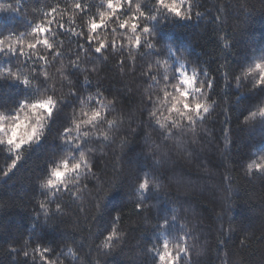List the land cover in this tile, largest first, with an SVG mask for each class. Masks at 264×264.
Returning a JSON list of instances; mask_svg holds the SVG:
<instances>
[{"label":"trees","instance_id":"1","mask_svg":"<svg viewBox=\"0 0 264 264\" xmlns=\"http://www.w3.org/2000/svg\"><path fill=\"white\" fill-rule=\"evenodd\" d=\"M82 2L88 6L87 15L73 14L74 0H21L20 15L0 13V33L24 31L27 20L40 18L36 9L59 4L65 14L57 17V23L84 33L81 38L57 29L52 39L62 53L60 57L53 58L47 49L38 47V55H45L49 61L45 68L47 81L39 72L31 73L33 66L39 68L32 60L0 56V66L12 64L14 70L32 76L41 91L58 100H69L62 102L49 118L41 140L24 146L22 158L6 176L3 171L12 156L0 150V264H40L39 255L33 252L37 244L53 249L48 258L57 264H151L145 250L160 241L153 225L162 217H170L173 209L179 219L175 225L169 224V234L179 236L185 224L195 237L189 241L193 245L191 264H264V177L247 176L244 171L246 162L264 153V123L254 127L240 123L251 106L264 99V89L248 92L249 82L242 80L238 89L235 81L240 68L264 56V0H194L192 20L169 16L155 22L156 37L150 39L157 47H141L131 57L126 49L111 47L113 28L116 33L126 31L120 30L113 19L111 28L98 29L96 34L105 33L101 39L109 44L99 60V54L93 51L96 45H87L86 21L89 16L98 17L101 0ZM0 4L16 6L15 0H0ZM153 6L154 0L142 3L145 11ZM184 7L189 9V3ZM196 12L203 15L197 18ZM131 13L132 9L125 5L120 18ZM222 36H227V46ZM168 44L187 59L186 68L196 65L205 83L204 71L214 78L208 99H215L216 104L195 134H178L177 139L169 140L162 151H157L160 133L154 123L148 126L147 118L153 95L148 86L154 82L145 73L157 75L163 82L158 65L150 70L149 64L171 60L176 67V57L168 54ZM146 51L151 54L140 55ZM85 76L90 85H83ZM72 89L83 97L99 89L101 99L113 101L112 109L106 113L107 118L116 120L117 126L110 133L112 141L105 144L94 139L92 143L96 165L93 171L98 179L81 182L88 183L93 192L94 186L107 190L113 183L117 185L105 198L96 220V201L87 192L82 205L85 211L80 212V202L72 203L63 193L46 200L47 192L36 184V179L47 174L65 149L59 134L69 126L79 107V100L73 101L69 95ZM38 94L18 82L0 80V109L10 111L21 99ZM91 103L95 106V101ZM156 159L162 160L159 166ZM146 171L160 176L163 186L159 192L149 194L144 202L147 207L137 212L138 197L129 186L134 176ZM41 200L48 204L47 215L39 208ZM57 203L63 214L56 212ZM116 214L120 216L116 227L123 243L106 256L101 253L107 250L97 245L103 239L100 233L110 228ZM25 251L29 253L27 257Z\"/></svg>","mask_w":264,"mask_h":264},{"label":"snow or ice","instance_id":"2","mask_svg":"<svg viewBox=\"0 0 264 264\" xmlns=\"http://www.w3.org/2000/svg\"><path fill=\"white\" fill-rule=\"evenodd\" d=\"M136 2L137 0H135V3H133V0H121V7L117 9L105 23L100 24L101 14L105 11H110V9H108L107 7V0H101L102 9L98 10V17H93V16L88 17L86 21L87 45L88 47H92L94 44L96 45L93 48V51L94 53L99 54L96 57L97 60H99L100 56H103V53L106 50V48L109 46V44L107 41H105L102 44L101 41L94 39V37L98 33V29L107 28L108 25L111 24L113 19H115L116 25L120 30L127 31V24H122V21H124L125 19H127L128 22L133 23L137 26L136 30L138 32H141L142 38L137 45V48L135 50V53H136L141 47H144L146 50H151L154 48L153 44L150 43L151 41L150 38L156 37V31H155V28L153 27L155 22L157 21L162 22L166 18H169V16H171L172 18H178L181 20H192L193 18L192 15L190 14V10H191V7L193 6L194 0H185V3L186 2L189 3V14L186 16H176L175 14L165 13L164 11H162L156 6L155 0H154V6H153L154 10L149 9L148 11H145L143 9L142 3L139 4V6L137 7ZM15 3H16V6H13L12 4H0V13H7L11 11L13 13H17L18 15H20L19 8L20 6H22L21 0H15ZM125 5H127L130 9H132V13L131 15H128L127 17L121 19L120 15L122 14L124 10ZM73 9H74L73 14H75L76 12H79V13H84L87 15L89 11L88 6L86 5V3H83L82 0H74ZM36 11L40 14V18L36 19L35 21L27 20V27L24 31H11L10 30L6 33H0V39L7 38L8 40L15 39L18 41L17 47L15 49L0 47V56H3L5 58H14L16 60H20L21 58H23L24 60H32L33 65L39 64V68L33 66L31 68V73L35 74L39 72L44 77V80L47 81L48 73L45 70V68L48 65L49 61L45 55H38L36 51L38 47H43L44 49H47L48 54L51 55L53 58L60 57L62 56V53L57 47L56 42L52 39V37L56 35L57 29H59L62 32H69L71 33V35L81 37V38L83 37L84 33L82 31H77L75 28L66 29L63 23H57V17H62L65 14L63 10L60 8L59 4H56L51 7H47L46 9L45 8L36 9ZM195 15L197 18H200L203 15V13L196 12ZM69 19L71 20L72 17H69ZM215 19L219 20V16H217ZM93 22L99 24V26L96 28L94 32L90 31V28H89V25ZM54 25L55 27H53ZM41 28L44 29L43 32L39 31V29ZM126 31H122V32H126ZM113 32H116L115 28H113ZM90 36L93 38H89ZM144 36H147L148 39L147 40L143 39ZM27 37H31V40L29 41L30 46L28 48V52L25 53L22 50V45L19 43V41L26 40ZM221 39L225 42V45L227 46L228 44L227 36H222ZM45 41L46 43H44ZM79 47L82 50L85 49L84 44L79 45ZM111 47L114 50L123 49V47L117 44L114 40H112L111 42ZM167 51H168L169 56L176 57V60L177 58L180 57V55L177 54V52L174 50L171 44L167 45ZM34 52L36 53L35 55H33ZM146 54L150 55L151 53L147 51L144 53H140V55H146ZM132 55H133L132 51L129 50V56L131 57ZM104 59L106 60L107 57L105 56ZM255 59H264V56L257 57ZM157 63H159V61H157ZM0 67H6L9 69V72L14 71L18 73L19 75V78H16V79H9L8 77H5L2 80L18 82L24 88L30 90V92H41V89L39 87H36L33 81V77L30 76L29 74H26L19 70H14L12 64H8L6 66H0ZM61 67H63V65ZM72 67L76 68L77 64L73 63ZM182 67L185 70H187L186 65H182ZM145 75L150 77V80L154 82L153 83L154 85L155 80L158 78L157 75H153L150 72L145 73ZM203 76L207 78L206 83L204 81V84H205V87L210 92L214 87V83H215L214 78H209L208 71H204ZM69 82L71 83V81ZM82 83L83 85H90L91 81L89 80L87 76H85ZM236 87L239 89L241 87V83H238V84L236 83ZM256 89H264V82L254 85L251 89H248V92H252L253 90H256ZM240 94H243V92H241ZM69 95L72 97V100L74 98L73 101L79 100L80 102L85 99V97L79 96L75 89L70 90ZM51 96L55 100V106L53 108V112L51 113V116H52L53 113L60 107V104L62 102L69 101V100L63 99V98L58 100L57 98L54 97V95H51ZM100 97H101V92L99 89H97L95 93H90L87 96V101L91 106H93L91 102L95 101V106H96L98 102L102 100ZM238 98L239 97L237 96L236 99ZM111 109H112V106L109 109V111ZM148 111L149 109H147V112ZM206 118H207L206 115H204L202 120L196 121L191 126V132L193 134H195L197 126L201 124ZM153 123H154V120L149 118L148 126L151 127ZM240 123L248 127H254L258 123H264V99H261L259 102L253 104L250 110L248 111V115L246 116L245 121L240 122ZM116 126H117L116 123H114L113 121H108L107 123V127L110 130H112ZM66 128L67 127H64L63 131L59 134L60 141L63 139L65 143H66L67 137L71 135L70 132L66 131ZM153 131H157V129L153 128ZM158 131L160 133L161 143L156 145L157 151H162V149L166 147V144L169 140L177 139L178 134L187 133L183 131H177L176 129H171L170 131L166 133L160 131L159 129ZM93 140L94 139H91V138L84 139L83 142L79 146H76L75 141H73V144L68 146L71 148V150L74 153H77V154L87 153L88 154L87 159L85 160V163L81 165L83 172L81 173L77 171L76 173V176L78 179L77 183L69 184V185L58 184L54 187H49L47 184V179L50 178V170L48 169L46 175H44L43 177L39 176L36 179V184L38 185V189L44 190L47 192L46 200H50V198L56 195L57 193H63L69 197V200L72 203L80 202L81 204L79 208L80 212L85 211L82 205L85 200L84 193L87 192L89 197L96 201L95 210H96L97 215L93 216V220H96L101 211V205L103 204L105 198L109 195L110 192L113 191V189L117 185L113 183L107 190H105L103 186H94L95 191L93 192L89 188L88 183L81 184V182L86 179H98L96 178L95 172L93 171L94 167L96 166L94 158L92 156V153L94 151L92 147ZM95 140H100L102 143L107 144L112 141V136L111 134L101 135V136L96 137ZM23 148L24 146H21L20 149H17L14 152H7L11 154L12 159L10 160V163L8 164L7 169L3 171V176H6L13 168H15L16 164L23 156V152H22ZM258 155L264 156V153H259ZM161 162H162L161 159H156L155 161L156 166H159ZM254 174H259L261 177H264V171L253 170L252 166L249 165L248 170L245 171V175L252 176ZM226 179H228V177H226ZM162 186H163V181L161 177L158 175H153L152 173L147 172V171L144 172L142 175H136L134 176V178H132V183L130 184L129 187L136 193L138 197V200L135 203V209L137 210V212L147 207V205L144 203L147 200L146 197L153 192H159ZM46 200H41L39 202V208L47 215L49 212V209H48V204L46 203ZM56 212L63 214L62 207L59 203H57ZM176 212L177 210L173 209V213L170 217L168 216L162 217L159 223L153 225L154 235L158 236L160 238V241H159V244H153L152 246L148 247L145 250V254L151 259V264H162L161 253L164 251V248L167 246V234L169 233L168 226L169 224L175 225V223L179 219ZM119 221H120L119 214L114 215L110 221V228H106L103 232L100 233V236H102L103 239L101 240L100 244L97 245V247L103 250H107V251H103L101 254L106 255V256L111 255L113 251L117 248L118 244L123 243V240L121 238V233L116 227V224ZM33 226L35 227L36 225L34 224ZM180 232L181 234L177 237L178 239L177 251L172 254L174 256V260L172 264H191L190 255L193 249V245L190 244L189 241L195 239V237H193L192 232L187 229V226L185 224L181 225ZM221 243H224V242L222 241ZM241 243L243 244V241H241ZM67 250L70 253L73 252L72 247H69ZM13 251H15V249H13ZM52 251L53 249L49 247H42L40 244H37V246L33 249V252L39 255L40 264H57L56 260L54 259L50 260L48 258V254L51 253ZM28 255L29 253L25 251L24 256L27 257ZM73 255L75 256V253H73ZM33 260L35 261V255L33 256Z\"/></svg>","mask_w":264,"mask_h":264},{"label":"clouds","instance_id":"3","mask_svg":"<svg viewBox=\"0 0 264 264\" xmlns=\"http://www.w3.org/2000/svg\"><path fill=\"white\" fill-rule=\"evenodd\" d=\"M144 0H137L136 6L143 3ZM156 6L167 14H175L176 16H186L189 14V9L182 6L185 5V0H155ZM107 7L110 11H105L101 14L100 24L105 23L113 13L121 7V0H107ZM122 24H127V31L116 33L113 40L121 45L128 52L132 51L133 55L140 42L141 32L136 30V25L125 19ZM99 24L93 22L89 25L90 31H95ZM112 27L111 24L108 25ZM39 31L43 32L41 28ZM101 36H106L105 33H100L94 39L101 41L103 44L105 39ZM123 38V41L119 39ZM93 38V37H89ZM147 40L148 37L144 36ZM19 41L22 45V50L27 53L30 46L29 41ZM18 41L8 40L7 38L0 39V47L15 49ZM46 43V41L44 42ZM153 44L154 48L157 46ZM36 53L34 52L33 55ZM261 57V56H259ZM159 61V63H157ZM155 64H149V69L157 67V71H161V79H156L155 84H149V88L153 90V95L150 97L151 107L147 112V118L154 120L155 125L162 132H168L171 129L177 131L191 132V126L203 116L210 112L216 104V100H209V90L205 87L204 80L200 77L198 68L193 63L185 70L182 65H186V58H177L175 61L176 67L173 68L171 60H157ZM8 77L9 79L19 78L18 73L9 72L6 67H0V80ZM236 83L241 81L249 82V89L254 85L264 82V59H253L250 63L240 68L235 77ZM113 104L108 98H103L96 106H91L87 97L79 102V107L75 109L69 126L66 128L71 135L67 137L66 143L62 139L61 144L65 145V149L59 154L54 165L49 166L50 178L47 179L49 187H54L58 184H74L78 182L77 171L83 172L81 165L85 163L87 153H74L69 145L79 146L84 139H95L101 135H109L111 130L104 127L108 121L116 123L115 119H109L106 113ZM103 105V106H101ZM55 100L44 91L39 92L35 98L21 99L19 105L12 110L0 109V150L5 152H14L20 149L21 146L35 144L39 142L45 133V129L49 124V118L53 112ZM248 115V114H247ZM245 115L241 122L245 121ZM103 122V123H102ZM83 157V159H82ZM249 165L253 170L264 171V156L257 155L254 159L246 162L244 171H247ZM175 233L167 234V246L161 253L162 264H172L177 251L178 239Z\"/></svg>","mask_w":264,"mask_h":264}]
</instances>
